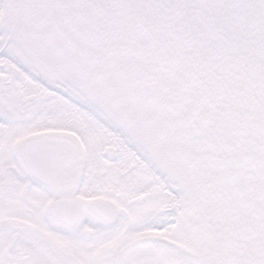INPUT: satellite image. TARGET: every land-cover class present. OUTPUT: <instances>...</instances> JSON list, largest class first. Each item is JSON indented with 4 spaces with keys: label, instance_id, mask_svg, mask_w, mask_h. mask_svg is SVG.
<instances>
[{
    "label": "snow or ice",
    "instance_id": "1",
    "mask_svg": "<svg viewBox=\"0 0 264 264\" xmlns=\"http://www.w3.org/2000/svg\"><path fill=\"white\" fill-rule=\"evenodd\" d=\"M0 264H264V0H0Z\"/></svg>",
    "mask_w": 264,
    "mask_h": 264
}]
</instances>
